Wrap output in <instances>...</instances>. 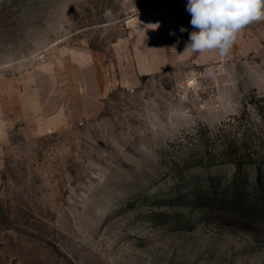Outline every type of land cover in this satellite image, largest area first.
<instances>
[{"label":"rangeland","instance_id":"374dc122","mask_svg":"<svg viewBox=\"0 0 264 264\" xmlns=\"http://www.w3.org/2000/svg\"><path fill=\"white\" fill-rule=\"evenodd\" d=\"M186 5L0 0V264H264V219L188 206L174 168L264 97V21L193 52Z\"/></svg>","mask_w":264,"mask_h":264},{"label":"trees","instance_id":"16d2710c","mask_svg":"<svg viewBox=\"0 0 264 264\" xmlns=\"http://www.w3.org/2000/svg\"><path fill=\"white\" fill-rule=\"evenodd\" d=\"M249 105L255 115L246 114ZM263 127L264 97L253 90L246 98L242 111L204 140L207 144L211 139L218 138V148H214L216 145H190L184 166L174 163L178 174L176 184H184L186 188L184 193L182 189L177 190L184 202L192 207L204 204L257 212L264 219V156L262 145H257L259 130ZM227 164L233 166V173L223 183L219 174L222 166ZM193 168L198 171H193Z\"/></svg>","mask_w":264,"mask_h":264},{"label":"clouds","instance_id":"9594fccd","mask_svg":"<svg viewBox=\"0 0 264 264\" xmlns=\"http://www.w3.org/2000/svg\"><path fill=\"white\" fill-rule=\"evenodd\" d=\"M194 29L186 49L226 55L248 25L264 21V0H187ZM181 32L187 31L181 27ZM175 50V48H173Z\"/></svg>","mask_w":264,"mask_h":264},{"label":"built area","instance_id":"2783aa9c","mask_svg":"<svg viewBox=\"0 0 264 264\" xmlns=\"http://www.w3.org/2000/svg\"><path fill=\"white\" fill-rule=\"evenodd\" d=\"M178 96H179V100L182 102V103H184L185 101H186V95H185V93L184 92H179L178 93Z\"/></svg>","mask_w":264,"mask_h":264}]
</instances>
